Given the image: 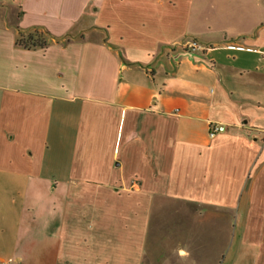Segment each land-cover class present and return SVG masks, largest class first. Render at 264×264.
<instances>
[{
	"label": "crops",
	"instance_id": "obj_1",
	"mask_svg": "<svg viewBox=\"0 0 264 264\" xmlns=\"http://www.w3.org/2000/svg\"><path fill=\"white\" fill-rule=\"evenodd\" d=\"M0 264H264V0H0Z\"/></svg>",
	"mask_w": 264,
	"mask_h": 264
},
{
	"label": "trees",
	"instance_id": "obj_2",
	"mask_svg": "<svg viewBox=\"0 0 264 264\" xmlns=\"http://www.w3.org/2000/svg\"><path fill=\"white\" fill-rule=\"evenodd\" d=\"M17 30V45L23 48H41L47 44V37L49 33L41 27H33L31 29H21L16 28Z\"/></svg>",
	"mask_w": 264,
	"mask_h": 264
},
{
	"label": "built area",
	"instance_id": "obj_3",
	"mask_svg": "<svg viewBox=\"0 0 264 264\" xmlns=\"http://www.w3.org/2000/svg\"><path fill=\"white\" fill-rule=\"evenodd\" d=\"M182 49L188 52H194L196 50L201 49V45L197 43L195 40H189L181 45ZM224 130V127L222 125L218 124H211L208 128V135L209 137L215 136L217 133L222 132Z\"/></svg>",
	"mask_w": 264,
	"mask_h": 264
},
{
	"label": "rangeland",
	"instance_id": "obj_4",
	"mask_svg": "<svg viewBox=\"0 0 264 264\" xmlns=\"http://www.w3.org/2000/svg\"><path fill=\"white\" fill-rule=\"evenodd\" d=\"M211 223L209 222V220H208V236H209V234L212 232L210 229H212L211 228V225H210ZM210 240H209V238H208V242H209ZM211 252V250H208V260L211 258V261H212V254L210 253ZM219 260H221V259H219ZM210 261V260H209Z\"/></svg>",
	"mask_w": 264,
	"mask_h": 264
}]
</instances>
